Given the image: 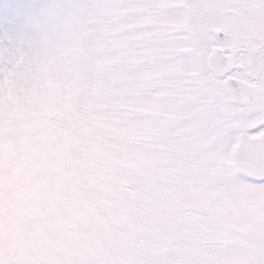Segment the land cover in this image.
Here are the masks:
<instances>
[{
	"label": "rangeland",
	"instance_id": "rangeland-1",
	"mask_svg": "<svg viewBox=\"0 0 264 264\" xmlns=\"http://www.w3.org/2000/svg\"><path fill=\"white\" fill-rule=\"evenodd\" d=\"M243 1L198 0L215 7L208 9L207 18L194 19L191 0H105L114 7L98 19L81 7L84 0H0V125L39 120L75 133L105 120H123L132 110L130 91L143 83L131 80L128 66L133 63L152 65L145 67V79L164 81L169 90L168 104L139 105L144 117L160 119L141 121L153 131L140 137L146 151L141 153L145 164L137 186L122 196L129 210L117 218L119 223L101 217L109 228L100 230L105 247L86 264H174L168 253L183 238L181 225L203 218V209L220 195L215 170L180 126L179 109L194 102L184 94L192 91L202 71L203 50L196 37L213 39L219 29L229 40L211 49L231 47L235 34L248 28L232 12ZM153 4L158 7H149ZM173 10L187 15H171ZM124 17L143 19L136 25L118 24ZM154 25L161 38L151 49L133 55L118 39L127 28ZM186 57L192 58L189 68L184 67ZM161 64L179 71L152 70ZM257 65L251 64L252 70ZM201 104L219 106L228 114L248 110L235 107L223 85L211 87ZM166 121L174 123L169 127ZM240 191L235 201L225 197L222 215L264 231V188L242 186Z\"/></svg>",
	"mask_w": 264,
	"mask_h": 264
},
{
	"label": "clouds",
	"instance_id": "clouds-1",
	"mask_svg": "<svg viewBox=\"0 0 264 264\" xmlns=\"http://www.w3.org/2000/svg\"><path fill=\"white\" fill-rule=\"evenodd\" d=\"M128 67L131 80L143 83L130 91L123 120L75 133L39 120L0 125V264H86L104 249L100 230L109 228L101 217L119 223L129 210L122 196L145 164L140 137L153 127L141 121L160 119L144 117L139 105L170 102L164 81L145 79L143 65Z\"/></svg>",
	"mask_w": 264,
	"mask_h": 264
},
{
	"label": "snow or ice",
	"instance_id": "snow-or-ice-1",
	"mask_svg": "<svg viewBox=\"0 0 264 264\" xmlns=\"http://www.w3.org/2000/svg\"><path fill=\"white\" fill-rule=\"evenodd\" d=\"M191 5L194 19L207 18L208 9L215 7L198 0H191ZM81 7L102 19L103 11L114 5L105 0H84ZM149 7L157 8L158 5ZM240 8L246 18L264 28V0H249ZM178 13L179 10H173L171 15ZM141 19L143 17H124L117 23L136 25ZM212 36L213 39L199 35L196 37L197 47L203 50L199 57L202 71L192 82V91L184 94L194 102L181 105L179 111L182 117L180 126L187 130L200 155L208 158L210 167L215 170L220 195L203 209V218L188 219L187 224L181 225L183 238L174 242L168 256L174 264H264V231L222 215L226 207L225 197L235 201L241 195L242 186L264 188V93L243 113L228 114L219 106L206 107L201 104L211 87L222 86L224 77L234 74L231 70L221 74V70L230 63L225 61L223 54L210 56L212 44L227 42L229 34L225 32L221 37L213 32ZM160 38L155 25L144 28L133 26L118 37L127 44L133 55L138 50L158 46ZM184 61L185 68L191 67L192 58L186 57ZM11 62L14 63V59ZM260 73L261 78H264V68L260 69ZM226 87L230 90L228 94L239 99H243L246 94V90L236 80L227 83ZM180 88L181 85L177 84V91ZM201 225H206V229H202Z\"/></svg>",
	"mask_w": 264,
	"mask_h": 264
},
{
	"label": "flooded vegetation",
	"instance_id": "flooded-vegetation-1",
	"mask_svg": "<svg viewBox=\"0 0 264 264\" xmlns=\"http://www.w3.org/2000/svg\"><path fill=\"white\" fill-rule=\"evenodd\" d=\"M248 2L249 0H244L242 4L237 3L236 7H234L232 11L236 20L238 22L241 20L248 28L243 30L244 34H235L231 47H228V49L223 48L226 53L232 50L236 59L235 68L232 70L234 74H232V76L257 87L255 97L250 104L241 106L235 104L229 99L235 106H240L239 109H248L256 103L259 95L264 93V78H261L260 73V69L264 68V51H262V49H264V28H261L255 21L246 18L244 13L241 11L240 6ZM246 36L247 39L242 38ZM217 46L220 45H216L215 47ZM251 64H258V68L254 67L252 70ZM237 69L241 71L236 72L235 70ZM249 76L253 78H248Z\"/></svg>",
	"mask_w": 264,
	"mask_h": 264
},
{
	"label": "water",
	"instance_id": "water-1",
	"mask_svg": "<svg viewBox=\"0 0 264 264\" xmlns=\"http://www.w3.org/2000/svg\"><path fill=\"white\" fill-rule=\"evenodd\" d=\"M214 32L221 37L224 36V32L222 30L217 29ZM217 53L223 54L225 61L230 62V63H228L226 69L221 70V74H223L224 71H228V70L232 71L235 68V64H236V59H235L234 54L232 53V50L230 52L226 53L222 47L217 46V47H214L211 49L210 56L217 54ZM233 80L238 81V83L241 84L243 86V88L246 90V94L244 95L243 99H239L235 95L228 94L230 92V90L226 87V85H227V83H229ZM223 87H224L225 92L228 95L229 99L232 100L235 104H238L241 106L250 104L252 102V100L254 99L255 94L257 92V87L255 85L250 84L244 80H240V79H238L232 75H227L224 77Z\"/></svg>",
	"mask_w": 264,
	"mask_h": 264
}]
</instances>
